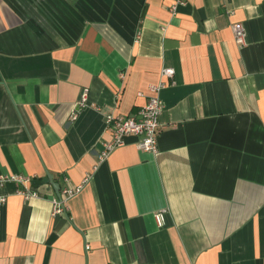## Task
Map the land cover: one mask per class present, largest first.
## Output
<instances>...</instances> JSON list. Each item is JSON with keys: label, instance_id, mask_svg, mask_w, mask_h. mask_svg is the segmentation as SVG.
<instances>
[{"label": "crops", "instance_id": "1", "mask_svg": "<svg viewBox=\"0 0 264 264\" xmlns=\"http://www.w3.org/2000/svg\"><path fill=\"white\" fill-rule=\"evenodd\" d=\"M171 4L0 0V264H264V0ZM160 82L156 151L99 160Z\"/></svg>", "mask_w": 264, "mask_h": 264}, {"label": "built area", "instance_id": "2", "mask_svg": "<svg viewBox=\"0 0 264 264\" xmlns=\"http://www.w3.org/2000/svg\"><path fill=\"white\" fill-rule=\"evenodd\" d=\"M183 0H172L170 10L175 11L178 4ZM234 40L240 46L246 44L245 28L240 22H235L230 25ZM162 76L172 77L174 74L173 68H165L161 72ZM164 83H158L149 85V95L146 102L139 107L134 113L124 114H105V125L109 132V138L102 142V150L98 155L99 160L105 159L110 152L116 147L124 143V138L128 135L136 136V145L138 149L142 151L154 152L156 151L157 138L161 131L162 126L159 123L158 116L162 111L163 104L158 95L161 87ZM88 90L84 89L82 93V99L80 106H85L87 103ZM97 108V107H96ZM5 180H14L23 184L24 188L19 191L24 199L37 196V194L26 183L30 181L28 177L21 176H9L0 177V182ZM65 184L59 190V195L51 199L52 213L57 214L64 211V204L66 200L77 193L81 185H70L67 179L64 178ZM6 203V196L0 195V208ZM165 209H162L155 214V219L158 225H162L163 213Z\"/></svg>", "mask_w": 264, "mask_h": 264}, {"label": "water", "instance_id": "3", "mask_svg": "<svg viewBox=\"0 0 264 264\" xmlns=\"http://www.w3.org/2000/svg\"><path fill=\"white\" fill-rule=\"evenodd\" d=\"M44 182H49L55 189L56 195H59L60 185L56 182H54L52 175L49 173H46L45 179H43Z\"/></svg>", "mask_w": 264, "mask_h": 264}]
</instances>
